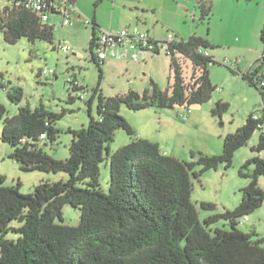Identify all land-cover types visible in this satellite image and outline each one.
I'll return each mask as SVG.
<instances>
[{"label": "trees", "instance_id": "16d2710c", "mask_svg": "<svg viewBox=\"0 0 264 264\" xmlns=\"http://www.w3.org/2000/svg\"><path fill=\"white\" fill-rule=\"evenodd\" d=\"M196 2L201 19H210L214 0ZM0 32L12 44L22 37L54 43L55 37L53 27L43 24L36 13L16 5L0 9ZM97 33L94 21L91 58L101 69L105 61H99L95 54ZM260 39L264 46V27ZM211 47L207 38L196 34L171 44L166 54L172 58L174 81L168 88L162 89L152 80L142 94L130 90L107 97L98 85L94 89L99 93L98 117L89 109V125L69 129L73 139L66 159L55 158L45 150L57 141L61 129L56 123L65 110L57 113L44 105L34 109L25 105L17 114L9 115L0 102L1 138L14 147L10 157L20 168L68 174L66 180L43 181L30 193L22 192L20 180L5 185V177L0 175V264H264L263 239H253L255 230L248 233L239 228L241 218L264 203V188L259 185V177L264 176L263 120L254 119L250 113L241 127L224 136L220 154L199 153L197 160L185 161L165 153L156 141L134 136L135 129L121 114L122 104L133 110L175 105L189 109L211 100L217 85L212 82L209 65L218 62L201 52ZM181 58L193 64L190 78L183 74ZM257 63L259 67L242 73V77L259 90L264 102V73L260 72L264 55ZM0 78L9 99L19 104L23 89L4 83L2 73ZM72 83L74 90L83 89L76 80ZM228 108V102L218 100L212 113L222 116ZM118 129L133 139L110 152L109 144ZM257 130L259 137L251 149L258 154L244 164H253L254 170H240L250 178L242 189V200L235 208L202 220L192 200L193 178L221 165L230 167L236 151L248 145ZM106 158L110 166L107 192L100 183V165ZM196 166L201 167L196 170ZM67 204L80 209L78 225L64 222ZM201 206L215 208L214 203L205 201ZM222 219L228 221L230 229L212 227Z\"/></svg>", "mask_w": 264, "mask_h": 264}, {"label": "rangeland", "instance_id": "374dc122", "mask_svg": "<svg viewBox=\"0 0 264 264\" xmlns=\"http://www.w3.org/2000/svg\"><path fill=\"white\" fill-rule=\"evenodd\" d=\"M180 1L160 0L161 9L157 11L152 21L148 22L153 28L155 26V33L159 39H165L170 33L180 39H187L192 34L207 38L210 30L213 35L222 38L223 29L226 27V18L222 10L216 13L212 9L210 19L202 20L196 0H189V5ZM118 5L121 6V0ZM8 6L9 4L0 1V9ZM80 9L82 17L74 14L71 26L55 32L54 43L42 39L30 41L27 37H22L17 43L12 44L7 42L3 32H0V73L4 76L3 81L10 86H20L24 91L23 100L16 104L7 96V90L0 86V102L6 105L9 115L17 114L19 107L25 105L32 109L44 105L48 110L57 113L65 110L64 116L56 123L61 129L57 141L45 147L51 156L58 159L69 157V146L73 139L69 129L87 127L90 122L89 109L94 117H98L99 93H94L98 85L104 96L113 97L124 95L130 90L142 94L151 87L152 80L162 89L168 88L174 81L172 58L164 51L153 54L141 62L107 61L101 64L100 69L91 58L93 22L85 26L86 18L93 21L96 16L102 23L101 26L107 29L134 26L139 21L134 12L130 16L131 11L128 9L122 13L119 10L113 13L111 0H83ZM60 44L70 45L72 52L64 53L59 49ZM210 52L218 62L209 65L212 82L217 85L212 99L205 103L193 104L189 109L175 105L167 109L148 107L133 110L122 104L121 114L135 129L134 136L140 131L147 132L144 133L145 136L160 142L162 150H166L168 154L185 161H195L199 153L220 154L223 150L224 136L241 127L250 112L264 114V102L259 90L242 77L237 63L238 50L235 47L228 48L226 43L219 47L212 46ZM181 61L184 76L190 78L193 71L191 60L181 58ZM46 67L53 72L39 75ZM263 68L264 65L261 69ZM76 79L82 85V90L73 89L72 82ZM71 96L74 97L73 101ZM218 100L229 103L228 110L222 116L212 113ZM2 130L3 122H0V175L5 176V185L16 184L21 176L22 192L30 193L34 191L33 182H37L39 175L43 173L49 174L48 180L68 178L66 172L22 170L10 157L14 147L2 140ZM259 133L257 130L248 145L236 151L230 167L225 168L221 165L218 169L205 171L199 178H193L192 200L202 220L212 214L233 209L242 200V189L250 182V178L241 175L240 170L243 169L246 173L253 172V164L248 167H244V164L258 154L251 149V144L257 142ZM132 139L133 136L124 129H118L114 140L109 144L110 152L118 150ZM216 142L219 148L221 145L220 153L213 152L216 150ZM200 167L196 166V170ZM100 169L101 188L107 192L110 183L108 158L101 163ZM259 185L264 188V176L259 177ZM203 201L214 203L215 208H203L201 206ZM63 217L65 223L78 225L81 211L67 204L63 208ZM216 226L231 228L224 219L212 225ZM239 228L248 233L255 230L253 239L262 238L264 246V203L248 217H242Z\"/></svg>", "mask_w": 264, "mask_h": 264}, {"label": "crops", "instance_id": "0c3cea01", "mask_svg": "<svg viewBox=\"0 0 264 264\" xmlns=\"http://www.w3.org/2000/svg\"><path fill=\"white\" fill-rule=\"evenodd\" d=\"M73 1L75 3L76 9L71 15V22H72V16L74 14L77 15V17H82L83 15L80 9V6L83 0H73ZM119 1L120 0H111L113 13L116 10H119V12L122 13L123 11L128 9L129 11H131L130 16L132 15V12H134L133 14L135 15V17H137V21H139V22H136L134 26H127V27L131 29L137 28L140 30H146L150 32V34L154 38L159 39L157 34L155 33V26L153 28L152 24L148 22H151L152 19L154 18V15L157 13V11L161 9L160 0H121V6L118 5ZM169 1L173 2V0H169ZM177 1H180V0H177ZM180 2L182 4L189 5V0H181ZM213 9L216 11V13L222 10L223 14H225L224 17L226 18V27L223 29V32L221 35L222 38H220L216 34L213 35L212 31L210 30L207 36V39L209 40L210 44L212 46L219 47L220 45L227 43L228 48L235 47V49L238 50L237 55L239 57H238L237 63H238L239 69L241 70V73L252 72L256 67H259L260 64L257 63V60L260 57H262V55H264V46L260 39V32L264 27V0H250V1L214 0ZM215 11L213 12L215 13ZM53 18L59 19V17L57 16H53ZM94 21L97 23V30L104 28L101 26L102 23L98 20L96 16H94V19L92 21L93 25H94ZM72 23L68 26L60 27L59 29L62 30L65 27H69L72 25ZM84 25L88 26L85 23ZM152 28H153V31H152ZM108 29H113V28H108ZM232 29L234 31H232ZM174 36L176 37L177 40H180L178 36L176 35ZM153 54H158V53H153V52L146 53L138 61H134L131 59L111 58V59H107L105 63L107 61H113L114 63L118 61L119 62H123V61L141 62V61H145L147 58H149ZM226 61L227 60H225V62ZM260 72L264 73V68L261 69ZM39 75H41V71ZM76 84L79 87H82V85H80L77 79H76ZM250 113H253V111ZM259 117L263 120V127H264V114L259 115ZM144 133H147V132L140 131L138 132V136L148 138V136H145L146 134ZM158 143L160 144V142ZM215 149L216 150H213L214 153H220L221 145L219 148V144L217 142L215 144ZM163 151L167 153L166 150L163 149ZM1 176H4V175H1ZM48 177H49V174L45 175V173H43V175H39L37 182H33V187H35L37 184L43 181H47ZM19 180L22 182L21 176H19Z\"/></svg>", "mask_w": 264, "mask_h": 264}, {"label": "built area", "instance_id": "2783aa9c", "mask_svg": "<svg viewBox=\"0 0 264 264\" xmlns=\"http://www.w3.org/2000/svg\"><path fill=\"white\" fill-rule=\"evenodd\" d=\"M5 4L22 6L36 13L43 24L53 27L56 31L60 27L68 26L71 22V15L75 11V3L73 0H0ZM53 16L59 17L54 19ZM92 20L86 18L85 24H91ZM176 37L170 33L165 39H156L150 32L137 28H121V29H105L98 30L95 40V54L99 61L107 59H131L138 61L146 53H159L164 51L170 52V45L176 42ZM59 49L64 53L72 52V48L68 44H60ZM201 52L205 55L210 54V50L203 48ZM228 63V62H227ZM53 72L52 69L46 67L41 70V74ZM264 85V80L262 81ZM254 119H259V115H253ZM45 134H42V138ZM248 217V215L244 216Z\"/></svg>", "mask_w": 264, "mask_h": 264}]
</instances>
